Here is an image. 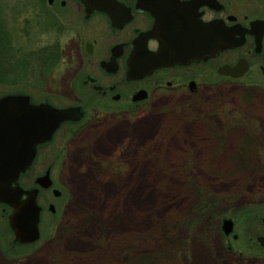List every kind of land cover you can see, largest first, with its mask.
I'll list each match as a JSON object with an SVG mask.
<instances>
[{"label": "rangeland", "instance_id": "obj_1", "mask_svg": "<svg viewBox=\"0 0 264 264\" xmlns=\"http://www.w3.org/2000/svg\"><path fill=\"white\" fill-rule=\"evenodd\" d=\"M46 3L0 0V26L27 59L57 39ZM57 12V21H73L69 10ZM68 35L59 34L62 45ZM32 59L27 74L0 83V97L23 92L36 101L80 105L88 123L60 132L22 182L31 187L46 167L53 169L48 189L55 185L59 194L39 198L37 190L44 207L37 241L22 245L0 206V264H264L256 260L263 254L256 237L264 235L258 220L264 212V95L247 101L245 92L217 85L210 72L214 87L195 97L160 94L138 115L93 120L103 104H119L72 85L67 65L36 78ZM129 103L121 106L130 111ZM247 133L256 138L249 142ZM228 217L240 235L232 253L220 232Z\"/></svg>", "mask_w": 264, "mask_h": 264}, {"label": "flooded vegetation", "instance_id": "obj_2", "mask_svg": "<svg viewBox=\"0 0 264 264\" xmlns=\"http://www.w3.org/2000/svg\"><path fill=\"white\" fill-rule=\"evenodd\" d=\"M114 1L117 5L110 7L111 14L96 9L90 0H47L46 3L50 30L57 37L41 50L49 54L55 52L47 55L46 65L53 64V68L67 65L74 74L72 85L81 83L104 102L119 104L115 108L103 104L93 120L109 114L135 116L160 94L195 97L204 89L214 87L209 85L210 72L217 77V85L245 92L246 100L264 95V0ZM59 8L69 10L73 21H57ZM66 32L70 40L68 45H62L59 34ZM166 48H170V59L164 62L161 52L167 51ZM64 50L69 53L68 62L64 61ZM156 57L161 61L156 62ZM83 66L87 68L85 73L81 71ZM231 70L236 72L231 74ZM19 95L28 97L32 107H44L48 112H70V119L58 127L52 140L38 145L32 167L18 183L26 193L39 190V198L44 192L56 197L55 185L41 189L44 177L48 176L53 182L50 166L34 178L31 187L24 188L22 182L33 173L42 149L50 146L60 132L67 127L77 132L88 123L87 112L80 105L58 106L48 99L36 101L34 96L23 92L14 94ZM125 102H130L133 109L123 108L121 104ZM246 137L249 142L256 138L252 133H247ZM257 161L262 165L258 157ZM27 198L28 194H24L23 200ZM49 204V211H54ZM40 208L43 214L44 207ZM7 210L10 217L14 210L9 207ZM227 220L233 222L229 235L223 231ZM258 220L264 227V212ZM220 230L228 241V252H235L232 243L240 239L235 232V218H225ZM256 245L263 252L256 260L264 261V235L256 237Z\"/></svg>", "mask_w": 264, "mask_h": 264}, {"label": "water", "instance_id": "obj_3", "mask_svg": "<svg viewBox=\"0 0 264 264\" xmlns=\"http://www.w3.org/2000/svg\"><path fill=\"white\" fill-rule=\"evenodd\" d=\"M90 1L96 9L109 14L112 10L110 7L117 5L114 0ZM166 49L167 51L163 49L161 52L164 62L170 59V48ZM161 59L156 57L155 61L159 62ZM235 72L231 70L229 73ZM69 119L68 110L48 112L44 107H32L26 96L0 98V205L14 210L9 221L17 240L22 244L33 243L39 239L41 208L36 200L38 191L26 193L19 186V179L32 167L38 145L52 140L58 127ZM42 181V186L46 188L52 184L48 176ZM24 194H28L26 200H23ZM223 231L229 235L233 231V222L225 221Z\"/></svg>", "mask_w": 264, "mask_h": 264}, {"label": "trees", "instance_id": "obj_4", "mask_svg": "<svg viewBox=\"0 0 264 264\" xmlns=\"http://www.w3.org/2000/svg\"><path fill=\"white\" fill-rule=\"evenodd\" d=\"M7 30L8 29L6 26H0V83H8L7 81L12 76L20 79L24 74H27L28 70L30 69L29 60L34 57L36 58L34 63L38 68L36 78H42V76H46L47 73L53 69V64H51L49 67L46 65L48 59L47 55L49 53L45 51H38L33 54V56H31L32 54L27 53V55H30L27 59L25 55H22L20 52L14 51L11 48L10 36L8 35ZM54 54L55 52L51 51V54L49 55Z\"/></svg>", "mask_w": 264, "mask_h": 264}]
</instances>
